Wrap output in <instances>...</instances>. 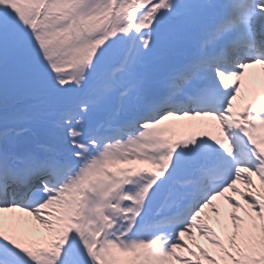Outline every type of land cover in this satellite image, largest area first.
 <instances>
[{
  "label": "snow or ice",
  "instance_id": "1",
  "mask_svg": "<svg viewBox=\"0 0 264 264\" xmlns=\"http://www.w3.org/2000/svg\"><path fill=\"white\" fill-rule=\"evenodd\" d=\"M0 264H264V0H0Z\"/></svg>",
  "mask_w": 264,
  "mask_h": 264
}]
</instances>
